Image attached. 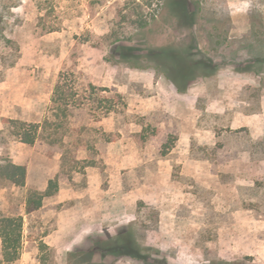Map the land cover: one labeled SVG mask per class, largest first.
<instances>
[{"label": "rangeland", "instance_id": "374dc122", "mask_svg": "<svg viewBox=\"0 0 264 264\" xmlns=\"http://www.w3.org/2000/svg\"><path fill=\"white\" fill-rule=\"evenodd\" d=\"M178 1L188 20L175 0H0V164L28 169L0 179V216L24 217L11 264H264V0ZM187 46L218 68L180 92L146 55ZM47 118L56 136L21 141ZM51 180L64 202L27 214Z\"/></svg>", "mask_w": 264, "mask_h": 264}, {"label": "trees", "instance_id": "16d2710c", "mask_svg": "<svg viewBox=\"0 0 264 264\" xmlns=\"http://www.w3.org/2000/svg\"><path fill=\"white\" fill-rule=\"evenodd\" d=\"M174 8L183 20H188L191 10L188 8L187 1L175 0ZM0 23L2 25L8 24L4 21V17L0 15ZM143 26V24H142ZM195 46H187L185 49L181 48H162L155 51H149L146 55L148 61L159 62V68L163 70L165 75L174 83L180 92H184L188 85L191 84L198 76H209L215 74L217 65L212 59L207 56H200L195 52ZM128 53L129 59L140 58L136 55L137 49L130 48ZM162 61V63H160ZM264 63V60L260 61ZM249 70L252 67H246ZM250 69V70H251ZM63 89L58 85L55 89V109L60 110L58 107V100L65 101V94ZM67 98V97H66ZM67 107L69 102L64 103ZM57 106V107H56ZM57 110V111H58ZM66 114L65 111H63ZM18 124V121H16ZM55 123L47 118L45 122L27 127L15 126L18 129V135L23 143L33 145L38 137L45 136L51 138L56 136L57 128H53ZM28 169L25 165H19L9 160H3L0 164V179L5 180L9 184L15 185L19 188H25L27 184ZM58 192V185L56 181L51 180L49 187L45 192L37 189H30L26 201V212L31 214L43 207V201L46 197H50ZM121 237V238H120ZM119 237L120 251L124 250L126 254L135 256L138 259H145L142 255V247L135 242L131 236L127 237L124 234ZM0 238L2 241V251L0 254V264H11L17 262L22 256L23 239H24V217L22 215L0 216Z\"/></svg>", "mask_w": 264, "mask_h": 264}, {"label": "crops", "instance_id": "0c3cea01", "mask_svg": "<svg viewBox=\"0 0 264 264\" xmlns=\"http://www.w3.org/2000/svg\"><path fill=\"white\" fill-rule=\"evenodd\" d=\"M28 183H29V180H28ZM39 191H42V192H45L47 190V186L44 187V189H37ZM74 193V191H72ZM80 197V195H78V193H76L74 195V198H78ZM49 200H54L55 203H58L60 204L61 202H64L65 199H63V190L62 189H59V191L57 192V196H50V197H46L43 201V207L41 208L44 209L46 208V203L49 201ZM81 219V218H80ZM86 222L83 221L81 219V221H78V222H75L74 224H72V226L74 227V230L72 232V234L74 235V237L71 239L72 241H76L77 240V235L79 233V231L82 230V228L85 226ZM57 234H65V232L60 228L58 230H55L53 231L51 234H49L47 237L43 238L45 239L46 241H49L51 242L52 239H54V236H56ZM69 238H63V241H68Z\"/></svg>", "mask_w": 264, "mask_h": 264}]
</instances>
